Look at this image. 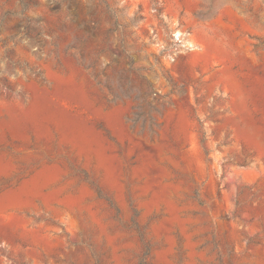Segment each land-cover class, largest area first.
<instances>
[{
    "label": "rangeland",
    "instance_id": "obj_1",
    "mask_svg": "<svg viewBox=\"0 0 264 264\" xmlns=\"http://www.w3.org/2000/svg\"><path fill=\"white\" fill-rule=\"evenodd\" d=\"M0 264H264V0H0Z\"/></svg>",
    "mask_w": 264,
    "mask_h": 264
}]
</instances>
